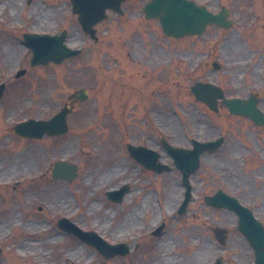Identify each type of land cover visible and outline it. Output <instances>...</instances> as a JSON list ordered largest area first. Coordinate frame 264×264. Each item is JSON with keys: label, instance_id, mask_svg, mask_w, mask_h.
<instances>
[{"label": "rangeland", "instance_id": "1", "mask_svg": "<svg viewBox=\"0 0 264 264\" xmlns=\"http://www.w3.org/2000/svg\"><path fill=\"white\" fill-rule=\"evenodd\" d=\"M196 1L212 10L226 5L233 27L211 26L199 38L174 41L164 36L154 21H132L126 25L127 18L116 20L117 17L100 25L98 40L94 42L70 14L67 0H0V77L12 69L17 56L26 69L19 79L7 83L5 95L9 98L12 94L14 99L10 104V99H6L7 103L3 101L0 106V133L4 127L11 132L9 120L49 117L79 88L88 94L85 101L74 104L66 134L36 139L17 138L11 132L12 139L6 135L0 139L2 181L34 174L46 163L65 156L81 165L79 176L71 182L53 181L49 171L39 181L0 187V236L11 237L3 244L2 264H148L155 260L151 258L153 254L158 255L157 262L165 264L160 260L161 253L166 256L179 251L174 257L170 255V264H175L179 257L183 262L191 254L190 248H181L194 242L196 235L201 242L200 231L210 224L230 229L231 261L245 264L247 250L234 251L236 246L243 249L238 242L242 237L235 228L236 216L212 210L200 202L189 205L190 210L198 212L197 218H184L188 219L191 232L177 228L184 222L169 221L160 246L149 242L150 248H145L141 257L104 259L76 239L60 236L52 224L62 214L76 215L83 228L92 227L109 239L135 233L141 219L143 226L149 227L148 216H144L147 207L155 205L156 197L166 194L171 185H177L178 172L171 170L158 178L144 172L143 180L133 182L137 191L120 203L110 202L104 194L107 188L130 176L135 180L136 170L131 169L135 163L126 151V143L148 137L146 144L155 145L152 142L161 129L172 134V141L177 144L188 143L185 134L206 138L223 130L226 140L221 149L201 158L194 177L195 193H212L218 188L235 191L264 221V129L249 121L244 124L238 118L226 117L223 108L220 115L213 117L214 113L197 103L190 93L195 81L216 82L227 95L245 94L254 88L262 95L260 105L264 109V73L260 67L261 60L264 69V0ZM137 3L140 2L127 3L126 17L135 19L141 15V4ZM120 22L126 30L122 24L117 27ZM59 26L68 30L71 47L83 46L81 55L60 65L30 66L31 54L20 41L21 34L52 32ZM250 51L257 54V60L247 69L242 61ZM212 60L221 67L213 69ZM244 72L248 73L246 80L241 78ZM157 84L159 96L153 98V103L147 102L152 105V112L146 113L138 98L143 99L145 91L149 95ZM135 89H142V95L130 92ZM127 95L132 98L126 107ZM123 96L125 100L121 99ZM159 198L166 209L175 204V200L169 203L162 194ZM164 241L170 244L167 248ZM211 256L209 252L207 257Z\"/></svg>", "mask_w": 264, "mask_h": 264}, {"label": "flooded vegetation", "instance_id": "2", "mask_svg": "<svg viewBox=\"0 0 264 264\" xmlns=\"http://www.w3.org/2000/svg\"><path fill=\"white\" fill-rule=\"evenodd\" d=\"M200 234L202 241L199 242V246L193 247L191 249V254L187 255L183 262H181L182 257H179L178 263L175 264H195V260L200 256L203 257L202 259L209 261V258L207 257V255H209V249L211 251L214 249L213 244L209 247V225H205L203 230L200 231Z\"/></svg>", "mask_w": 264, "mask_h": 264}, {"label": "water", "instance_id": "3", "mask_svg": "<svg viewBox=\"0 0 264 264\" xmlns=\"http://www.w3.org/2000/svg\"><path fill=\"white\" fill-rule=\"evenodd\" d=\"M76 9V8H75ZM77 11H78V9H76ZM160 16V15H159ZM82 15H81V13H79V18L80 19H82ZM160 18L162 19V17L160 16ZM216 22V23H218V24H225V25H227V23H225L224 22V19H223V17H213L212 19H210L209 20V22ZM204 26H205V23L203 24V25H201V27L199 28V30L197 31V32H201L202 30H203V28H204ZM90 28V26H89V24H88V26L86 27V29L88 30ZM165 31L168 33V34H171V35H183L184 33H186V32H184L185 30H182V31H180V30H178L177 28L176 29H167V28H165ZM189 31H192V30H190L189 29ZM46 59H53L54 61H60L61 59H62V57H60V58H53V57H51V56H47V57H45L44 59H41V61H45ZM43 126H44V130H46V128L48 127V125L46 124V123H44L43 124ZM20 133L21 134H23V135H29V136H31L32 134L31 133H29L28 131H25V130H23V129H21V131H20ZM71 169H73V167H71ZM105 256H110V253H108V252H106L105 251Z\"/></svg>", "mask_w": 264, "mask_h": 264}, {"label": "bare ground", "instance_id": "4", "mask_svg": "<svg viewBox=\"0 0 264 264\" xmlns=\"http://www.w3.org/2000/svg\"><path fill=\"white\" fill-rule=\"evenodd\" d=\"M38 9H40V7L37 6ZM174 186V185H173ZM176 187V186H175ZM172 187L171 191H170V194H169V197H168V200H171V198L173 197V195H176L177 192H178V188L176 187ZM132 219V218H131Z\"/></svg>", "mask_w": 264, "mask_h": 264}]
</instances>
